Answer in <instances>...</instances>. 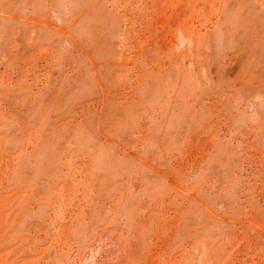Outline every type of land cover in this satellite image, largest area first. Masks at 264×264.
I'll list each match as a JSON object with an SVG mask.
<instances>
[{
  "label": "rangeland",
  "instance_id": "obj_1",
  "mask_svg": "<svg viewBox=\"0 0 264 264\" xmlns=\"http://www.w3.org/2000/svg\"><path fill=\"white\" fill-rule=\"evenodd\" d=\"M0 264H264V0H0Z\"/></svg>",
  "mask_w": 264,
  "mask_h": 264
}]
</instances>
